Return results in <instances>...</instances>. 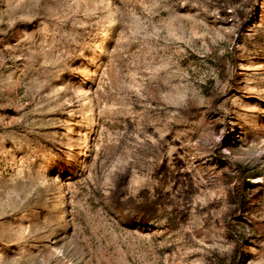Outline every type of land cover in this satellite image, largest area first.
<instances>
[{"label": "rangeland", "instance_id": "obj_1", "mask_svg": "<svg viewBox=\"0 0 264 264\" xmlns=\"http://www.w3.org/2000/svg\"><path fill=\"white\" fill-rule=\"evenodd\" d=\"M0 264H264V0H0Z\"/></svg>", "mask_w": 264, "mask_h": 264}, {"label": "trees", "instance_id": "obj_2", "mask_svg": "<svg viewBox=\"0 0 264 264\" xmlns=\"http://www.w3.org/2000/svg\"><path fill=\"white\" fill-rule=\"evenodd\" d=\"M245 185H246V182L242 178H240L238 185L236 186V189H235V193L237 194V197L239 200H241V198L243 197Z\"/></svg>", "mask_w": 264, "mask_h": 264}]
</instances>
